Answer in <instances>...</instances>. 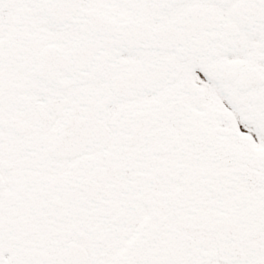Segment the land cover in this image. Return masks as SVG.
Instances as JSON below:
<instances>
[{
  "label": "snow or ice",
  "instance_id": "6c2138e0",
  "mask_svg": "<svg viewBox=\"0 0 264 264\" xmlns=\"http://www.w3.org/2000/svg\"><path fill=\"white\" fill-rule=\"evenodd\" d=\"M0 264H264V0H0Z\"/></svg>",
  "mask_w": 264,
  "mask_h": 264
}]
</instances>
